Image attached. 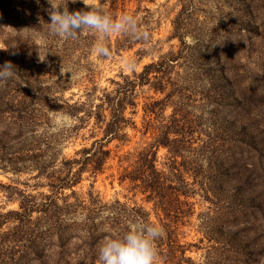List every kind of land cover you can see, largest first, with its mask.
<instances>
[{
	"label": "rangeland",
	"instance_id": "obj_1",
	"mask_svg": "<svg viewBox=\"0 0 264 264\" xmlns=\"http://www.w3.org/2000/svg\"><path fill=\"white\" fill-rule=\"evenodd\" d=\"M96 4L113 16L133 14L150 38L118 50L116 39L122 35L112 34L106 40L111 56L96 57L92 49L98 34L85 28L80 34L89 38L86 50L73 59V64L52 67L47 52L35 49L34 45L42 46L38 39L34 44L25 42L19 49L7 51L5 42L19 26L24 28L23 38L30 24L33 36L39 24H44L43 30L48 28L50 16L44 9L51 6L49 0H21L18 13L27 15L19 19L22 22L2 20L0 16V65L11 62L16 69L12 78L0 80V102L17 97L10 88L13 86L31 88L46 96L50 104L45 108L51 124L48 132L57 136L61 161L100 139L104 128L94 116L87 117L82 111L72 115L67 104L87 100V93L94 104L98 103L102 92H113L116 82L123 83L122 76L134 79L145 65L174 59L166 75L148 70L149 79L136 84L129 93L133 104H127L124 110L128 123L121 132L125 137L107 143L110 154L101 170L94 176L84 171L82 180L72 188L75 193L65 189L63 194L71 202L76 197L88 201L92 196L102 203L119 200L130 207L142 206L150 221L160 226L161 222L172 221L176 240L189 258L179 264H264V0H67L69 11ZM176 18L183 23L182 40L191 45L189 48L173 35ZM128 59L134 60V69L126 66ZM154 76L163 77V93L155 90L159 82ZM170 90L169 102L186 103L195 131L190 142L178 147L179 153L174 157L167 146L156 148L157 168L169 172L174 165L189 183L187 200L192 203V211L181 218L170 214L169 219L127 180L121 181L120 176L128 164L126 154L148 147L158 134L154 126L168 122L173 109L170 103L163 114L155 117L148 115L145 108L154 105L158 110L154 101ZM102 112L109 116L107 108ZM61 118L67 123L59 125ZM215 145L221 150L213 158L211 150ZM17 146L11 144L0 151V156L6 157L0 161V212L18 209L21 191L34 195L51 193L49 180L37 177L36 167L13 170L7 158L13 156ZM227 147L233 148L231 153ZM238 178L241 183L236 181ZM37 216L34 212L33 218ZM136 222L139 221L132 224ZM13 225L0 228V233L13 229ZM173 235L172 231L174 239ZM161 247L166 250L169 245L165 242ZM40 250L50 254L49 249L35 241L28 249L29 258L20 264H34ZM82 252L79 254L83 257ZM16 262V258L4 260V264ZM70 264H77L72 255ZM157 264H165L159 255Z\"/></svg>",
	"mask_w": 264,
	"mask_h": 264
},
{
	"label": "trees",
	"instance_id": "obj_2",
	"mask_svg": "<svg viewBox=\"0 0 264 264\" xmlns=\"http://www.w3.org/2000/svg\"><path fill=\"white\" fill-rule=\"evenodd\" d=\"M20 1L0 0L1 19L22 22L19 19L27 15L18 13ZM47 9H51V6L47 5L44 9L46 16H49ZM182 25L178 18L173 20V35L180 39L183 46L189 48L191 45L182 40L185 32ZM43 26L44 24L42 26L39 24L34 29L33 36L30 24L26 38L22 37L24 28L19 26L15 35L5 42L7 51L19 49L25 42L34 44L33 41L38 39L42 41V46L34 45L35 49L47 52V61L52 64V67H60L73 64V59L78 58L79 54L90 45V42H87L89 38L80 33L76 38L64 39L50 34L48 28L43 30ZM139 41L141 40H133L122 35L116 39L115 48L118 50L130 48ZM207 41L205 48L208 46ZM173 60L147 64L134 79H130L127 75L122 76L123 83L116 82L117 86L113 92H102L98 97V103L94 104L90 94L87 93V100L74 105L67 104L72 109L69 112L72 115L82 111L87 117L94 116L96 122L104 124V128L100 139L94 140L89 147L78 149L75 156L62 158L61 161L58 158L60 152L56 144L57 136L53 132H48L51 124L45 108L50 106L49 99L47 100L46 96H42L37 90L34 92L31 88L10 87L17 97L13 98L14 101L0 102V151L6 150L11 144H17V150L13 152V156L7 158L13 170L21 171L26 166L36 167V176H44L49 180L51 193L34 195L21 191L17 199L18 209L0 212V228L14 223L13 229L0 233V264H4L6 258H16V264L28 259V249L35 241H38L46 250L49 249L50 254H42L43 251L40 250L36 254L34 264H70L71 255L76 258L77 264H86V259L89 261L88 264H96L99 245L105 238L123 234L133 221L152 222L148 212L142 206L130 207L119 200H115L113 204L102 203L97 197L92 196L88 201L76 197L71 202L67 199L69 196L64 195L63 192L65 189L72 190L73 186L82 180L84 171H89L94 176L101 170L110 154L107 143L113 139L125 137L124 132H121L124 125L128 123L124 110L127 104H133L129 93L134 90L136 84L149 79L148 70L153 69L166 75L170 62ZM155 79L159 82V85L154 86L155 90L163 93L165 91V86L162 84L163 77L156 76ZM176 85L179 87L178 84ZM172 91L154 101L153 104L159 105L158 110H155L154 105L152 108H145L148 115L154 114L155 117L160 112L163 114L168 103L173 106L168 122L161 126H154L158 134L153 143L126 154L128 164L120 176L121 181L127 180L135 190L137 188L144 194L147 200H152L154 207L161 208L169 219L170 214L181 218L192 211V203L187 200L190 193L189 183L179 168L174 165L169 172L157 168L156 148L159 145L167 146L172 153L171 156L174 157L179 153L178 147L190 142L195 131L191 119L187 116L189 111L186 103L181 100L169 102ZM104 108L108 109L109 116L102 112ZM176 143L179 145L176 146ZM226 149L230 153L233 150L231 147ZM219 150L221 148L215 145L211 150L213 158ZM5 158L0 156V161ZM58 163L59 168H57ZM236 181L241 183L239 178ZM74 193L72 190V194ZM59 194L63 196L59 197ZM34 212L38 213L36 218H33ZM170 222H161L163 231L155 241V246L165 264H179L183 259L189 260V258L184 255V246L177 242L174 230L176 227L172 230ZM74 240L78 242L73 243ZM165 242L169 245V250L161 247ZM80 250L84 251L83 257L79 254Z\"/></svg>",
	"mask_w": 264,
	"mask_h": 264
},
{
	"label": "clouds",
	"instance_id": "obj_3",
	"mask_svg": "<svg viewBox=\"0 0 264 264\" xmlns=\"http://www.w3.org/2000/svg\"><path fill=\"white\" fill-rule=\"evenodd\" d=\"M49 3L51 9L49 10L50 21L47 22L48 32L67 39L76 38L81 30L87 28L94 34H98L92 49L96 57L111 56L112 52L106 40L112 34L124 35L133 40L147 41L150 38V33L140 28L139 21L133 14L122 13L119 16H113L100 4L87 5L86 9L69 11L67 0L55 5L49 0ZM126 66L134 69V60H126ZM15 72V66L11 62H5L0 65V80L12 78ZM57 123L63 125L67 121L61 118ZM162 231V227L154 222L131 224L123 234L108 236L101 242L98 248V264H157L158 252L155 241L162 235Z\"/></svg>",
	"mask_w": 264,
	"mask_h": 264
}]
</instances>
